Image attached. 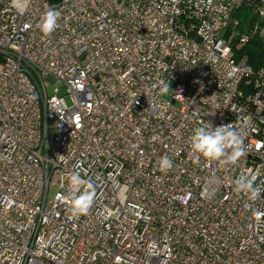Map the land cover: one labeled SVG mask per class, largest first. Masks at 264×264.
<instances>
[{"label": "built area", "instance_id": "obj_1", "mask_svg": "<svg viewBox=\"0 0 264 264\" xmlns=\"http://www.w3.org/2000/svg\"><path fill=\"white\" fill-rule=\"evenodd\" d=\"M251 36L264 0H0V264H264V68L233 47ZM208 123L238 131L234 165L192 153ZM77 170L97 196L69 220ZM248 173L255 202L231 183Z\"/></svg>", "mask_w": 264, "mask_h": 264}, {"label": "clouds", "instance_id": "obj_2", "mask_svg": "<svg viewBox=\"0 0 264 264\" xmlns=\"http://www.w3.org/2000/svg\"><path fill=\"white\" fill-rule=\"evenodd\" d=\"M60 13L55 9H49L40 18L37 28L44 36H51L55 32ZM168 84L162 88V94H166ZM190 149L197 159L202 157L207 162H217L220 166L234 165L245 155L242 139L237 130L230 124L213 127L211 124L197 127L189 137ZM173 167L168 155H164L158 161L161 172H168ZM258 173L241 174L231 183L237 194H242L249 201L260 199L261 188L256 185ZM68 194L62 197L69 201L68 219H77L87 215L95 202L97 192L95 185L81 176V173L73 171L68 179Z\"/></svg>", "mask_w": 264, "mask_h": 264}, {"label": "trees", "instance_id": "obj_3", "mask_svg": "<svg viewBox=\"0 0 264 264\" xmlns=\"http://www.w3.org/2000/svg\"><path fill=\"white\" fill-rule=\"evenodd\" d=\"M242 12L237 16L242 24L241 30L246 32L249 24L254 20V17L249 14L246 7H242ZM243 25H246L243 26ZM236 51V57H246L248 64L254 69L264 68V41L257 36H251L249 41L240 47H236V41L233 44Z\"/></svg>", "mask_w": 264, "mask_h": 264}, {"label": "rangeland", "instance_id": "obj_4", "mask_svg": "<svg viewBox=\"0 0 264 264\" xmlns=\"http://www.w3.org/2000/svg\"><path fill=\"white\" fill-rule=\"evenodd\" d=\"M47 85H48V87H47V92L49 93V95L50 94H52L53 93V84L52 83H49V82H47ZM60 93H62V90L60 91ZM66 102L67 103H69V101H68V99H66ZM53 189H50L49 190V195H52V193H53Z\"/></svg>", "mask_w": 264, "mask_h": 264}]
</instances>
